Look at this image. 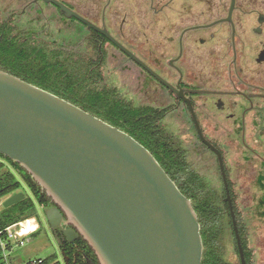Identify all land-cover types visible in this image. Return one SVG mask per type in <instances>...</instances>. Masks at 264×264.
Returning a JSON list of instances; mask_svg holds the SVG:
<instances>
[{
  "label": "flooded vegetation",
  "instance_id": "1",
  "mask_svg": "<svg viewBox=\"0 0 264 264\" xmlns=\"http://www.w3.org/2000/svg\"><path fill=\"white\" fill-rule=\"evenodd\" d=\"M56 1L106 30L163 81L105 34L75 17H65L53 0H0V15L18 14L21 29L30 25L47 30L56 21L67 29L81 28L84 33L78 43L87 58L98 59L102 85L135 108L161 114L164 132L176 138L188 155L193 150L199 180L210 190L222 187L224 210L220 213L228 218L230 232L200 233L201 264H264V233H249L250 223H243L245 228L241 225L231 192L258 191L252 196L254 206L245 204L242 211L248 218L254 213L253 220L264 227V0ZM52 14L58 19L48 17ZM24 17L29 20L22 22ZM110 56L119 74L116 82L105 77ZM108 74L112 76V70ZM216 150L223 159L240 243L225 202ZM48 205L56 206L51 200ZM52 231L57 239L63 233Z\"/></svg>",
  "mask_w": 264,
  "mask_h": 264
},
{
  "label": "water",
  "instance_id": "2",
  "mask_svg": "<svg viewBox=\"0 0 264 264\" xmlns=\"http://www.w3.org/2000/svg\"><path fill=\"white\" fill-rule=\"evenodd\" d=\"M53 2L65 17L105 34L163 81L106 30ZM197 128L201 133L198 123ZM217 152L225 202L240 243L223 159ZM0 153L21 165L56 205L44 211L51 229H60L69 243L82 237L100 264H201V226L193 203L147 148L69 101L1 69ZM25 197L16 193L4 207Z\"/></svg>",
  "mask_w": 264,
  "mask_h": 264
},
{
  "label": "trees",
  "instance_id": "3",
  "mask_svg": "<svg viewBox=\"0 0 264 264\" xmlns=\"http://www.w3.org/2000/svg\"><path fill=\"white\" fill-rule=\"evenodd\" d=\"M18 17V14L9 17L0 15V69L69 101L132 136L153 154L181 192L192 201L198 214L200 232L219 233L223 229L221 208L214 202L211 190L199 180L187 150L170 133L164 132L161 114L155 115L157 111L135 108L119 100L112 89L102 85L99 61L87 58L83 46L53 41L48 29H32L30 25L21 29ZM93 48L98 55V45ZM0 157L13 168L7 169L0 161V201L22 192L20 180H23L45 211L51 200L47 194L21 165L1 153ZM203 189L209 194L201 198ZM25 195L24 200L10 207L2 205L1 228L32 216L40 218L38 206L29 195ZM229 226L232 228L231 220ZM57 240L62 262L51 256L36 260L41 261L36 264H100L95 252L82 237L69 243L62 233ZM12 247L9 243L8 250ZM3 259L5 256L0 246V261Z\"/></svg>",
  "mask_w": 264,
  "mask_h": 264
},
{
  "label": "rangeland",
  "instance_id": "4",
  "mask_svg": "<svg viewBox=\"0 0 264 264\" xmlns=\"http://www.w3.org/2000/svg\"><path fill=\"white\" fill-rule=\"evenodd\" d=\"M48 17H56L58 19V15L52 14V15H48ZM29 20V18L24 17L22 19V22H27ZM53 20V19H52ZM60 20H58L59 22ZM53 28L48 29L49 34L53 37V41H57L58 43H62L63 41L69 42L70 44L74 45V46H79L80 44L78 43L79 41L77 40L78 38H80L78 35L79 33H84V31L79 28V29H67L65 27H67V25L65 24H59L56 22H53L51 25ZM54 43V42H53ZM57 45V44H56ZM82 46V45H80ZM110 53L113 54L112 48L109 47ZM83 49V48H82ZM111 57V56H110ZM112 58V57H111ZM112 70V76L108 74V70ZM119 74L115 71V63L113 62V58L112 60H110L109 62H106V66H105V77L107 78L108 82L109 81H113L116 82V76H118ZM114 77V78H113ZM114 79V80H113ZM175 129V128H174ZM191 134V139H192V133ZM189 134V136H190ZM190 139V140H191ZM192 145H196L195 141H192L191 143ZM188 148H192V146H190V144H187ZM196 160V157H194V153L193 150L191 149V155H189V160L190 162L193 164V162ZM0 161L4 162V164L6 165L7 169L12 170L13 168L11 167V165L9 163H7V161L0 157ZM207 171V170H206ZM209 172V171H207ZM17 177L20 178V176L17 174V172H15ZM216 179V178H214ZM20 182L22 183L21 186V191L27 195H29L34 202L36 203V205L39 208V212H40V218L38 219L40 225H42L40 231L35 235V236H31L29 238V240L25 243L24 246H13L11 250H8L6 252L7 258L3 259L0 261V264H28L31 261H36L39 259H46L49 258L51 256H56L61 262H62V257H61V252H60V248H59V242L56 238V236L54 235L49 222L47 221L44 211L43 209L40 208V206L38 205V201L35 199L33 192H31L27 186V184L23 181L20 180ZM201 183V182H200ZM233 196L235 197L236 200V208L239 212V216H240V223L241 225L245 228V225L249 224V233H264V227H258V223L257 220H253L256 219V215L253 213H249V218L243 213V205H250V206H254V200L252 199L253 194L255 195V197L257 196L258 191L255 190H232L231 191ZM211 193L213 194V197L211 195V197L214 199V202L216 203L217 207H219V209L221 208V210H224V203L222 202V196H223V189L222 187H216L215 189L211 190ZM208 192L206 190L203 189V192L201 194V198L208 196ZM3 202V201H2ZM1 203V202H0ZM4 205V204H2ZM2 205H0V210H2ZM37 217V216H36ZM38 218V217H37ZM249 220V222H248ZM221 222H222V226L226 229V231H228V233L230 232L229 228L227 227L228 223V218L226 216H223V214L221 213ZM243 223H245V225H243Z\"/></svg>",
  "mask_w": 264,
  "mask_h": 264
},
{
  "label": "built area",
  "instance_id": "5",
  "mask_svg": "<svg viewBox=\"0 0 264 264\" xmlns=\"http://www.w3.org/2000/svg\"><path fill=\"white\" fill-rule=\"evenodd\" d=\"M0 202V205H2L3 202ZM39 228L40 223L36 216L23 219L4 228L0 227V246L4 252L5 258L7 257L6 252L8 251L9 243H11L12 246H24ZM37 262L41 263V261H33L32 264H36Z\"/></svg>",
  "mask_w": 264,
  "mask_h": 264
}]
</instances>
